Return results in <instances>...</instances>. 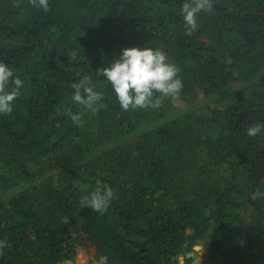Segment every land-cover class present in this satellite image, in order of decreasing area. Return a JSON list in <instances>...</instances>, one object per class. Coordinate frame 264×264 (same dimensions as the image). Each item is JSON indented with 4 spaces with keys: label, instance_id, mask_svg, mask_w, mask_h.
Listing matches in <instances>:
<instances>
[{
    "label": "trees",
    "instance_id": "16d2710c",
    "mask_svg": "<svg viewBox=\"0 0 264 264\" xmlns=\"http://www.w3.org/2000/svg\"><path fill=\"white\" fill-rule=\"evenodd\" d=\"M184 2L0 0V61L23 81L0 115V264H64L82 247L108 264H175L197 241L212 260L264 264V196L252 199L264 132L247 136L264 123V0H212L191 36ZM133 47L166 54L179 99L120 107L95 73ZM84 76L104 95L96 115L71 99ZM100 185L116 193L107 212L80 207Z\"/></svg>",
    "mask_w": 264,
    "mask_h": 264
},
{
    "label": "clouds",
    "instance_id": "9594fccd",
    "mask_svg": "<svg viewBox=\"0 0 264 264\" xmlns=\"http://www.w3.org/2000/svg\"><path fill=\"white\" fill-rule=\"evenodd\" d=\"M33 7L50 11L49 0H29ZM19 7V4H15ZM213 10L212 0H185L180 11L185 26V34L191 36L197 29V15L201 12ZM179 69L168 62L166 54L162 50L153 48L140 49L137 47L126 48L122 54L110 66L97 69L96 76L103 77L115 93L116 100L124 111L137 109H159L165 99L177 100L183 88L178 77ZM14 77L13 70L0 61V115H10L13 112V102L19 97L23 81L19 76ZM10 85L14 87L10 88ZM74 90L72 101L82 106L85 112L93 115L99 113L105 105L102 103L104 95L95 90L90 76H84L78 82L71 85ZM65 115L72 123L83 126V112L73 113L66 110ZM264 132V123H256L247 129L248 137H257ZM264 193L257 190L252 199H258ZM116 198L115 191L109 185H100L94 191L80 197L79 205L82 208H90L95 212L104 214L111 202ZM7 245L6 241H0V255ZM77 264H84L82 256L77 257ZM92 264H108V257L101 255Z\"/></svg>",
    "mask_w": 264,
    "mask_h": 264
},
{
    "label": "rangeland",
    "instance_id": "374dc122",
    "mask_svg": "<svg viewBox=\"0 0 264 264\" xmlns=\"http://www.w3.org/2000/svg\"><path fill=\"white\" fill-rule=\"evenodd\" d=\"M133 136H130L131 138ZM129 138H126V141L130 140ZM251 212V211H249ZM250 214H247V235L252 236L253 235V226H249V220L251 219ZM249 224V225H248ZM210 249L208 245V241H197V243L193 246V248L185 253L180 254L177 256L175 259H177V264H193L194 261H198V264H229L228 260H222L217 259V260H212L210 258ZM82 256L84 258V264H92L93 260H97V258L94 255V252L91 248L88 247H82L79 249V252L77 254V257ZM76 257V258H77ZM73 260L71 262H66L64 264H77V260Z\"/></svg>",
    "mask_w": 264,
    "mask_h": 264
},
{
    "label": "water",
    "instance_id": "95a60500",
    "mask_svg": "<svg viewBox=\"0 0 264 264\" xmlns=\"http://www.w3.org/2000/svg\"><path fill=\"white\" fill-rule=\"evenodd\" d=\"M174 263L177 264V259L174 260ZM193 264H198V261H194Z\"/></svg>",
    "mask_w": 264,
    "mask_h": 264
}]
</instances>
